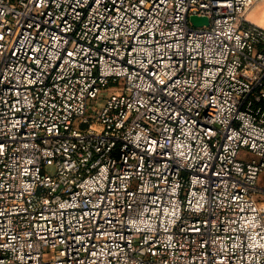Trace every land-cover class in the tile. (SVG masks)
<instances>
[{
  "label": "built area",
  "instance_id": "2783aa9c",
  "mask_svg": "<svg viewBox=\"0 0 264 264\" xmlns=\"http://www.w3.org/2000/svg\"><path fill=\"white\" fill-rule=\"evenodd\" d=\"M260 1L0 0V264H264Z\"/></svg>",
  "mask_w": 264,
  "mask_h": 264
},
{
  "label": "rangeland",
  "instance_id": "374dc122",
  "mask_svg": "<svg viewBox=\"0 0 264 264\" xmlns=\"http://www.w3.org/2000/svg\"><path fill=\"white\" fill-rule=\"evenodd\" d=\"M249 20H252L254 24H258L264 27V0L260 1L249 14ZM241 160L251 161L256 159L251 154L242 153L240 156ZM258 186L264 188V172L259 176Z\"/></svg>",
  "mask_w": 264,
  "mask_h": 264
},
{
  "label": "water",
  "instance_id": "95a60500",
  "mask_svg": "<svg viewBox=\"0 0 264 264\" xmlns=\"http://www.w3.org/2000/svg\"><path fill=\"white\" fill-rule=\"evenodd\" d=\"M192 22L195 26L208 25V20L206 18L193 17Z\"/></svg>",
  "mask_w": 264,
  "mask_h": 264
},
{
  "label": "bare ground",
  "instance_id": "6f19581e",
  "mask_svg": "<svg viewBox=\"0 0 264 264\" xmlns=\"http://www.w3.org/2000/svg\"><path fill=\"white\" fill-rule=\"evenodd\" d=\"M250 21H252V20H250ZM253 23V22H252Z\"/></svg>",
  "mask_w": 264,
  "mask_h": 264
}]
</instances>
